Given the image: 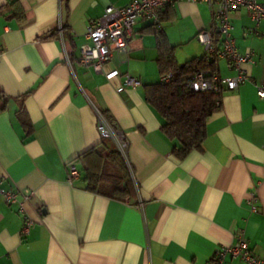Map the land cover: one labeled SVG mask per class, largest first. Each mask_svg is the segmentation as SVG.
Instances as JSON below:
<instances>
[{
    "label": "crops",
    "instance_id": "obj_1",
    "mask_svg": "<svg viewBox=\"0 0 264 264\" xmlns=\"http://www.w3.org/2000/svg\"><path fill=\"white\" fill-rule=\"evenodd\" d=\"M130 1L0 0L1 187L33 191L22 204L0 198V264H209L219 245L241 238L264 258V99L255 87L264 82V19L230 13L235 46L252 52L250 81L222 91L204 139L179 158L145 99L144 85L159 80L150 22H136L126 50L111 56L140 86L117 92L118 79L78 62L89 20ZM212 11L186 0L163 8L179 64L205 54L197 33L213 30ZM217 64L219 76L235 74L225 59ZM94 107L125 133L132 195H102L80 180L84 154L101 140ZM72 160L78 177L69 181ZM23 212L34 221L27 234ZM225 264L245 263L227 255Z\"/></svg>",
    "mask_w": 264,
    "mask_h": 264
},
{
    "label": "built area",
    "instance_id": "obj_2",
    "mask_svg": "<svg viewBox=\"0 0 264 264\" xmlns=\"http://www.w3.org/2000/svg\"><path fill=\"white\" fill-rule=\"evenodd\" d=\"M179 0H131L124 6L108 5L103 14L89 20L85 37L88 42L79 48L78 62L82 66L90 67L93 72L102 74L108 81L118 79L115 90L121 92L127 88H136L141 85L140 80L129 72H120L111 64L112 52L125 51L128 38L133 34V28L139 20L148 21L157 29L161 26L160 14L167 5H172ZM205 3L213 8V22L217 26L220 41L215 42L212 30L205 28L197 33L198 41L203 45L206 53L217 54L218 58L225 59L228 65L235 70L232 77H221L218 74L210 75L208 72H198L189 79L187 85L190 90L222 92L224 89L236 90L244 82L250 81L247 66L253 63L252 52H240L235 46L231 34L230 13L238 8H245L255 24L264 19V0H186ZM65 28L58 27V33L63 34ZM219 44V46H217ZM176 73L168 71L160 75V80L169 81ZM256 94L264 99V82L255 84ZM97 116V131L100 138L111 139L124 159L129 172L131 169L127 161L128 141L125 133L112 125L104 114L94 107ZM69 181L78 177V169L74 161L67 164ZM0 198L7 203L28 201L33 196L30 189L5 190L1 187ZM23 211V209L20 207ZM252 210L256 208L252 206ZM21 234H27L34 221L23 212ZM238 258L245 264H264V258L254 254L249 248L247 240L238 239L234 243L219 245L209 264H225L226 256Z\"/></svg>",
    "mask_w": 264,
    "mask_h": 264
},
{
    "label": "trees",
    "instance_id": "obj_3",
    "mask_svg": "<svg viewBox=\"0 0 264 264\" xmlns=\"http://www.w3.org/2000/svg\"><path fill=\"white\" fill-rule=\"evenodd\" d=\"M162 14L163 10L161 21ZM151 27L156 32L159 80L144 85L145 99L161 117L162 132L174 142L173 153L182 158L204 139L205 121L220 108L222 93L195 92L190 90L187 82L198 72L217 74L218 57L216 53L211 55L205 51L203 56L179 64L174 54L176 46L168 43L161 26L157 29L151 24ZM212 34L218 43L220 35L215 24ZM168 71L176 74L167 82L160 80V75ZM7 100L8 97L0 94V109L5 107ZM17 114L27 134L30 133L31 126L24 118L22 108ZM80 180L85 189L102 195L123 198L134 192L129 169L115 143L109 138H101L97 146L84 154Z\"/></svg>",
    "mask_w": 264,
    "mask_h": 264
},
{
    "label": "rangeland",
    "instance_id": "obj_4",
    "mask_svg": "<svg viewBox=\"0 0 264 264\" xmlns=\"http://www.w3.org/2000/svg\"><path fill=\"white\" fill-rule=\"evenodd\" d=\"M200 48H203V50H204V52H205V49H204V47L201 45V47Z\"/></svg>",
    "mask_w": 264,
    "mask_h": 264
}]
</instances>
